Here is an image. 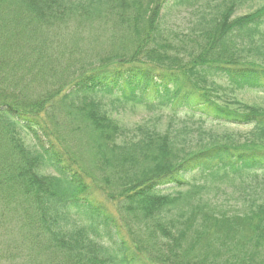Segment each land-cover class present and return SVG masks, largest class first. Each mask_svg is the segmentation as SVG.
<instances>
[{"label":"trees","instance_id":"1","mask_svg":"<svg viewBox=\"0 0 264 264\" xmlns=\"http://www.w3.org/2000/svg\"><path fill=\"white\" fill-rule=\"evenodd\" d=\"M122 1L0 0V264H264V200L225 214L208 199L194 205L212 220L205 233L218 229L224 258L194 253L201 239L187 242L183 227L195 211L193 191L264 174V107L230 106L215 95L218 78L264 93V3L237 15L249 0H204L191 47L169 54L152 37L161 32L159 12L190 0H150L149 10L131 0L135 25L149 32L144 54H107L70 72L66 89L42 93L12 70L4 41L39 60L44 30L113 7L121 17ZM105 96L121 109L157 114L124 123L103 108ZM212 123L251 130L241 139ZM180 206L186 217L165 218ZM134 218L154 222L152 244ZM257 239L263 254L254 259L248 243Z\"/></svg>","mask_w":264,"mask_h":264},{"label":"rangeland","instance_id":"2","mask_svg":"<svg viewBox=\"0 0 264 264\" xmlns=\"http://www.w3.org/2000/svg\"><path fill=\"white\" fill-rule=\"evenodd\" d=\"M149 1L150 0H140L143 9L149 10ZM130 2L131 0L122 1L125 7V13L121 17L119 14H113L116 9L113 7V10L107 12V14L100 13L98 16L91 18V20H74L66 24L67 26L57 23V25L50 30H44L45 33H43L42 36L43 41H37L40 43L39 50L41 51L39 60H35L37 56L24 54V49L19 45L14 46V44L4 41L3 44L5 45V49L9 53L7 57L9 58L12 55V59H10V63L12 62L13 65L12 70L16 72L17 78L22 79L33 91L42 93L44 91L50 92L51 90L57 91L60 90V88L66 89L67 84L71 81L72 74L70 72L79 67H85L87 63L98 62L99 59L106 57L107 54H112L114 52L120 53L123 51L127 53L139 52L138 54L140 55L144 54V51H147L148 47L151 46L148 36L149 32L146 29L143 34L140 33L142 28L139 30L138 25L134 23L133 13L135 11H132L130 14L129 9H127L128 6L131 5ZM203 2L204 0H190V4H184L183 6L169 7L166 5L163 6L164 8L162 7L163 10L159 12L160 15H162L159 24L161 32L159 34H153L152 37L156 38L158 46L163 48V51H168L170 54L175 52L176 48L184 49L186 46L191 47L189 45V36H193L194 34L192 33L193 24L199 15L197 8L203 6ZM263 3L264 0H249L243 8L238 10L237 15L249 13V11L259 7ZM152 18L153 16L148 20L150 23L152 22ZM135 26L138 28L137 31ZM66 82L67 84H64ZM215 88H217L215 95L218 101L226 102L230 106L244 102L249 105L257 104L264 107V93L248 92L244 90L238 91L229 85L228 81L223 78L215 80ZM101 104H103V108L106 109L111 117L124 123L141 122L157 114V112L145 111L144 109H121L111 103L108 96L103 97ZM63 120L67 123L66 119ZM165 120H167V115H162L157 127L163 129ZM61 121L62 120L59 122L60 125L63 124ZM76 121L77 120H74L73 122L75 123ZM70 122L71 120H69V124H63L66 125V127H62V129L59 130L61 133L60 136L65 139H67V131L72 129ZM209 127H212L213 130L219 133L228 132L231 135L236 134L241 139L251 130L246 126L240 127L213 123L209 125ZM1 152L5 154L4 151ZM263 179L264 174L259 172L256 178H252L251 175H246L241 182L236 178L233 182L225 181L214 189H209L207 186L202 191H193V193L195 192V196L192 201H190V204L193 207L196 204L202 203L204 199H208L211 204L213 203L215 205L213 211L215 209L217 212H224V214L226 212L232 213L247 209L251 200H264ZM203 182L204 181L201 179L196 180V183L199 185H203ZM186 208L187 207H181L179 209L173 208L165 215V218L173 221L178 218L177 214L180 211L184 214ZM194 209L195 211L192 212V214L191 212L188 213L187 216L189 219L183 225L185 229L189 230L186 234L187 242L199 241V239H201V243H193V252L206 256L214 250L217 251L215 255L224 258L228 248H224L225 246L222 247L223 243L218 241L220 234L218 233V229L206 232L209 233L206 235L205 226L208 223L212 224V220L206 222L200 215L196 206H194L193 210ZM184 216L186 217V214H184ZM133 220V225H139L135 230H145V236L148 238L144 237L143 240L148 244H152L153 242L150 240L151 233L152 231H158L154 222L149 221L148 218H141V224H139V219L134 218ZM77 226H81L80 221H77ZM135 226H132V228L134 229ZM65 228L70 229L71 226L67 225ZM201 228H204L202 229L203 232L198 231ZM223 237V239H227V236ZM258 243L259 239L255 241L250 240L248 243L249 252L255 250V253L252 255H256L254 259H259L263 254V246ZM156 249L157 247L152 248V250ZM156 252L158 251L156 250ZM219 262L230 264L229 261L224 262L223 259H220Z\"/></svg>","mask_w":264,"mask_h":264}]
</instances>
